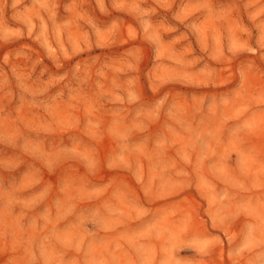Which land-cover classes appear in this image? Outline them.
<instances>
[{
    "label": "rangeland",
    "instance_id": "obj_1",
    "mask_svg": "<svg viewBox=\"0 0 264 264\" xmlns=\"http://www.w3.org/2000/svg\"><path fill=\"white\" fill-rule=\"evenodd\" d=\"M0 264H264V0H0Z\"/></svg>",
    "mask_w": 264,
    "mask_h": 264
}]
</instances>
